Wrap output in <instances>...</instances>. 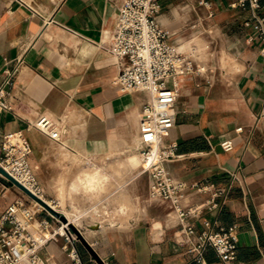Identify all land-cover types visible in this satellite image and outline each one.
Here are the masks:
<instances>
[{"label": "crops", "instance_id": "0c3cea01", "mask_svg": "<svg viewBox=\"0 0 264 264\" xmlns=\"http://www.w3.org/2000/svg\"><path fill=\"white\" fill-rule=\"evenodd\" d=\"M209 1L211 19L197 0H160L158 21L164 27L182 38L198 34L212 47L201 58L205 78L186 77L180 84L176 124L165 139L176 143L180 158L165 168L184 189L182 204L192 213L186 223L197 231L204 222L216 231L238 226L236 259L228 264H264V56L253 30L244 26L249 12L230 7L235 0ZM119 4L0 0V86L11 81V111L0 114V137L22 133L45 199L61 210L62 195L65 208L78 214L79 227L72 225L95 254L78 244L84 264H194V255L175 242L179 221L167 203L147 198L137 214L120 221L121 202L135 201L120 200L116 180L111 217L103 212V182L93 192H79L75 185L83 172L105 179L100 172L107 157L123 151L134 167L132 159L140 155L139 114L146 95L115 83L126 63L108 51ZM260 4L264 18V0ZM41 116L53 121L58 141L33 127ZM228 140L233 147L224 151L220 144ZM20 199L21 191L0 178V211ZM38 218L55 227L47 213ZM60 246V240L51 241L39 253L48 263L70 264ZM205 258L219 264L210 249Z\"/></svg>", "mask_w": 264, "mask_h": 264}, {"label": "built area", "instance_id": "2783aa9c", "mask_svg": "<svg viewBox=\"0 0 264 264\" xmlns=\"http://www.w3.org/2000/svg\"><path fill=\"white\" fill-rule=\"evenodd\" d=\"M118 1L116 27L108 51L126 63L115 83L127 93L146 95L139 114L138 151L143 162L141 173L149 177V195L167 203L176 214L179 230L174 236L175 242L194 255V264H209L205 258L208 249L214 252L219 264L231 263L236 259L239 244L238 226L230 225L216 231L210 223L204 222V228L197 231L186 223L192 213L183 207L184 189L173 181L165 168L166 163L180 158L176 154V143L165 142L176 124L174 108L180 84L186 77L205 78L207 68L201 58L204 53H212L211 44L199 47L198 34L182 38L164 27L158 21L160 0ZM197 7L207 11V19L213 17V5L209 0H197ZM230 7L249 12L250 18L244 26L253 30L254 38L261 45L260 53L264 56V18L259 14L260 0H235ZM198 25L203 26V21ZM182 44L186 46L182 47ZM10 86V79L0 86V114L11 111L7 94ZM33 127L58 141L55 124L47 116L39 117ZM241 131L242 128L236 129V132ZM220 146L229 151L233 143L228 140ZM30 154L31 147L22 133L0 137V168L36 199L45 202L41 198H45L43 190L28 162ZM0 178L9 183L1 173ZM21 193L24 199L0 211V264H62L48 263L39 253L47 243L58 240L61 241L60 250L70 264H84L77 251L80 243L68 224L62 223L37 201ZM217 207V204H211L212 209ZM42 212L47 213L55 224L54 228L48 220L38 218ZM36 233L39 234L37 238L34 236Z\"/></svg>", "mask_w": 264, "mask_h": 264}, {"label": "rangeland", "instance_id": "374dc122", "mask_svg": "<svg viewBox=\"0 0 264 264\" xmlns=\"http://www.w3.org/2000/svg\"><path fill=\"white\" fill-rule=\"evenodd\" d=\"M197 41H198L197 43H200L199 45H205L203 39H199ZM223 63H224L223 58H221V66ZM127 157L128 154L122 151L119 152L117 156L105 158V162L106 160H108L107 161L108 166L105 167V171L100 172V174L104 173L106 178L99 179L100 180L99 184L101 182L104 183L103 185V192L105 198V207L103 210L104 215L108 214V216L111 217L112 191L114 189L113 181L116 180L119 183V186H122V188L119 189V194H118L120 200L125 201L128 199V197L134 199L135 204H128L126 201L121 202L119 207V213L121 218L120 221H124V220L127 221L129 218L132 217L133 213L137 214V211H140L141 207L147 205V198L153 203L157 202V200L151 198L149 195V178L147 174L141 173L142 165L139 155H136L138 161L137 164L134 165L135 168L131 166L130 160L126 161ZM127 162H129L130 167L126 165ZM131 168L134 169L131 170ZM96 189L97 187L87 192H93ZM81 191L86 192L84 190H79V192ZM124 206L126 207V209L124 211H121V208ZM56 210L60 211V207H57ZM106 217L107 216H105V218ZM105 221L106 223H111L110 218H107ZM34 235H39V234L36 233Z\"/></svg>", "mask_w": 264, "mask_h": 264}, {"label": "bare ground", "instance_id": "6f19581e", "mask_svg": "<svg viewBox=\"0 0 264 264\" xmlns=\"http://www.w3.org/2000/svg\"><path fill=\"white\" fill-rule=\"evenodd\" d=\"M140 154V153H139ZM139 158H140V161H141V165H142V159L139 155ZM137 161L138 159L135 157L132 159V162L134 163V165L137 164ZM99 179H100V176L97 172H83L81 174H79L75 180V185H76V188L77 190H84V191H91L93 190L94 188L97 187V184L99 182ZM45 203L47 205H49L53 210H55L56 212H58L60 215H62L63 217H65V219L67 220V222L69 224H73L75 227H79L80 225V221L77 217V215L73 212H69L65 206H64V201H63V196L62 195H59L58 198H59V201L61 202L62 204V209L60 211L56 210L54 205L47 199H45L44 197H41ZM174 216H175V219L178 223V218L176 216L175 213H173ZM80 217V216H79ZM35 238H37L39 235H34ZM45 236H47V234H45Z\"/></svg>", "mask_w": 264, "mask_h": 264}, {"label": "water", "instance_id": "95a60500", "mask_svg": "<svg viewBox=\"0 0 264 264\" xmlns=\"http://www.w3.org/2000/svg\"><path fill=\"white\" fill-rule=\"evenodd\" d=\"M0 173L9 181L10 184L14 185L15 187H17L20 191H22L23 193H25L27 196H29L30 198L34 199L35 201H37L40 205H42L49 213H51L53 216H55L56 218H58L62 223L64 224H68V228L70 229V231H72L76 236L77 239L79 241V243L89 251V253H91V255L93 257H95L94 252L92 251V249L90 248V246L85 242L83 236L81 235V233L71 224H69L67 222V220L65 219V217H63L62 215H60L58 212H56L55 210H53L49 205H47L45 202L36 199L32 194H30L24 187H22L19 183H17L15 180H13L10 176H8L1 168H0Z\"/></svg>", "mask_w": 264, "mask_h": 264}]
</instances>
